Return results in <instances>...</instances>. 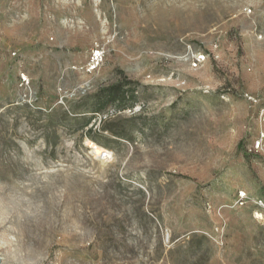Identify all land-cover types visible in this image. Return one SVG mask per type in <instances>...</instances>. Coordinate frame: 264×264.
<instances>
[{
  "label": "rangeland",
  "instance_id": "1",
  "mask_svg": "<svg viewBox=\"0 0 264 264\" xmlns=\"http://www.w3.org/2000/svg\"><path fill=\"white\" fill-rule=\"evenodd\" d=\"M263 110L264 0H0L1 264H264Z\"/></svg>",
  "mask_w": 264,
  "mask_h": 264
},
{
  "label": "built area",
  "instance_id": "2",
  "mask_svg": "<svg viewBox=\"0 0 264 264\" xmlns=\"http://www.w3.org/2000/svg\"><path fill=\"white\" fill-rule=\"evenodd\" d=\"M102 60H103L102 52L98 49L95 50L91 56V59H90L88 65H87V70L88 71L96 70L100 66V64L102 63ZM204 60H205V56L200 55L197 58L195 65L202 63ZM261 118H262V121L264 122V110L261 113ZM256 147L260 148L261 143L257 142ZM247 199H248L247 193L246 192H240L239 198H238L240 205H244L246 203ZM257 205H258V207H260L261 209L264 210V200L263 199L258 200Z\"/></svg>",
  "mask_w": 264,
  "mask_h": 264
},
{
  "label": "bare ground",
  "instance_id": "3",
  "mask_svg": "<svg viewBox=\"0 0 264 264\" xmlns=\"http://www.w3.org/2000/svg\"><path fill=\"white\" fill-rule=\"evenodd\" d=\"M90 147L92 148V150L94 151V153L103 159H109L111 158V154L110 152H108L107 150L103 149L100 146L95 145L94 143H89Z\"/></svg>",
  "mask_w": 264,
  "mask_h": 264
},
{
  "label": "water",
  "instance_id": "4",
  "mask_svg": "<svg viewBox=\"0 0 264 264\" xmlns=\"http://www.w3.org/2000/svg\"><path fill=\"white\" fill-rule=\"evenodd\" d=\"M0 264H1V257H0Z\"/></svg>",
  "mask_w": 264,
  "mask_h": 264
}]
</instances>
